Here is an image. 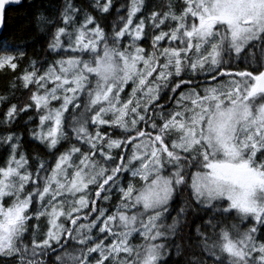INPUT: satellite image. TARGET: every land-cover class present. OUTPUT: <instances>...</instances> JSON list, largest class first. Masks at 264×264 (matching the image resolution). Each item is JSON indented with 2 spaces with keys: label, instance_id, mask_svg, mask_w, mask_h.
<instances>
[{
  "label": "snow or ice",
  "instance_id": "6c2138e0",
  "mask_svg": "<svg viewBox=\"0 0 264 264\" xmlns=\"http://www.w3.org/2000/svg\"><path fill=\"white\" fill-rule=\"evenodd\" d=\"M37 19L42 59L0 53V264H264V0Z\"/></svg>",
  "mask_w": 264,
  "mask_h": 264
},
{
  "label": "trees",
  "instance_id": "16d2710c",
  "mask_svg": "<svg viewBox=\"0 0 264 264\" xmlns=\"http://www.w3.org/2000/svg\"><path fill=\"white\" fill-rule=\"evenodd\" d=\"M28 0H25L27 5ZM35 5L33 8L24 7L20 11L9 10V17L6 26L0 38V53L5 49H11L16 45H22L26 52L27 58H43L47 48L48 37L40 32L42 27L37 17L40 12L49 15L51 9H54L61 0H32ZM27 58L21 62L18 72L27 65ZM14 79L11 70L0 71V93L8 90L10 82ZM181 256L177 259H184Z\"/></svg>",
  "mask_w": 264,
  "mask_h": 264
},
{
  "label": "water",
  "instance_id": "95a60500",
  "mask_svg": "<svg viewBox=\"0 0 264 264\" xmlns=\"http://www.w3.org/2000/svg\"><path fill=\"white\" fill-rule=\"evenodd\" d=\"M3 30H4V29H3ZM3 30H0V38H1L2 34H3Z\"/></svg>",
  "mask_w": 264,
  "mask_h": 264
}]
</instances>
